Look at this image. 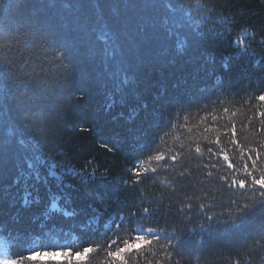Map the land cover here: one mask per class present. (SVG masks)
I'll list each match as a JSON object with an SVG mask.
<instances>
[{
	"label": "snow or ice",
	"instance_id": "obj_1",
	"mask_svg": "<svg viewBox=\"0 0 264 264\" xmlns=\"http://www.w3.org/2000/svg\"><path fill=\"white\" fill-rule=\"evenodd\" d=\"M211 2L212 7L208 8L201 0H195L201 19L197 22L196 28H193L191 19H186L184 15L185 0H175V4L169 3L168 0H156L155 3L149 0L141 5H121L118 0H81L80 3L65 0L63 7L75 11V24L84 41L81 50L86 55L77 58L73 56L68 43L61 41L51 28L42 29L40 21L34 23L30 16L24 19L15 17L13 6L8 0H0V17H3L4 24L0 30V51L10 52L12 43L17 41V36L13 35L15 30L11 27L14 20L21 26L25 35L42 42L52 41L60 53L55 60L59 67L54 75L46 71L43 65L39 66L38 74L37 67L24 55H21L20 61L9 58L7 54L0 59V73L6 89L3 103L0 104V112L3 113L0 117V188L3 189L0 191V227L23 235L35 230L31 224V217L26 222L22 219L26 212H31L42 203L41 200L32 198V192L29 191L32 185L24 189V195L20 198L23 204L16 209L20 219H12L4 210L5 204L15 207L18 203L11 189L18 186L21 179H34L37 183L47 180L51 184L53 181L50 178H54L56 191L50 207L45 204L40 209V219L45 221L46 227L59 221L87 222L94 205H110L113 197L119 200V185L115 181L112 182V188L116 190L111 193L93 190L96 185L105 184L110 178L109 170L94 159L87 160L79 171L71 167L66 160H54L53 153L62 145L59 128L55 126L56 121L51 116L53 108L47 103L45 92L52 82L56 83L58 91L64 90L71 78L65 75V72L69 71L68 65L74 70L85 59L99 61L109 69L117 68L118 71L110 73L111 77L117 81L118 87L130 89L138 81L139 73L149 67L174 64L180 58H186L193 65L199 64L201 59L214 64V58L205 56L201 48H215L227 44L233 49V55H238L242 60L247 59L249 80L257 73L264 75V62L254 60L256 55L252 47L256 42L254 32L244 28L243 36L231 39L230 28L242 26L230 15L219 17L223 31L207 27L209 23L215 24L216 10L223 7L217 4L216 0ZM23 6L21 0L15 8ZM125 7L140 8L142 11L135 17H129L125 14ZM259 44L264 46V39H261ZM253 63L256 65L255 69L252 68ZM221 69L222 72L213 73L212 78L219 79L215 87H232L230 57L223 59ZM38 80L47 83L39 84ZM190 91V88L185 87L181 92L169 94L167 89H164L157 93V104L160 107L172 106L178 95L180 100L176 101L177 103L191 104V100L188 99ZM192 95L195 96L196 93L193 92ZM249 99L259 103L251 106L252 114L247 117L248 122L251 124L259 117L258 134L264 137V110H260L264 108V81ZM148 109L149 106L145 103L141 104L139 109L130 111L127 116L128 127L120 140L116 142L104 140L102 147L106 150H119L118 145L122 140L125 145L130 146V154L133 155L134 161L148 154V160L138 167L133 163V166L126 170L131 180L130 185L129 180L121 178L120 183L128 185L133 191H138L148 180H154L161 171L174 175L171 180L165 181L167 195H154L149 206H137L139 212L137 222H146L154 226L147 227L146 232L141 227V234L136 235L131 241H113L111 250H107L106 253L107 264H130L131 254L140 256L144 251L152 252L156 257L157 253L153 252V248L163 252V256L157 257L155 264H182L185 260L192 264L193 259L199 264V261L206 259L210 250L222 254L223 249H212V245L217 241L225 242L228 251L235 253L228 264H242L241 257L243 264H264V161H261L260 166L257 165L260 157L264 156V151L260 150L264 149V139L258 149L246 150L236 138V124L232 122L236 112L228 115L230 109L224 107L222 111L231 122V127L228 124L222 126L227 128L226 132H221L212 124H206L200 139L190 136L191 143L180 142L178 149L168 148L164 151L156 149L155 154H152L154 139L148 142L145 139V129L135 126L140 111L147 112ZM161 115L158 110L148 112L144 124L149 126L155 124L159 127ZM209 115L213 123L223 118L217 114ZM171 119L170 115L167 126L176 127L177 125L171 123ZM184 120L187 121L188 116H185ZM206 121L208 116L201 118L200 123L205 124ZM183 126L188 127L186 123ZM253 127L255 128V125ZM192 131L193 129L188 127V132ZM209 133H214V138L210 139ZM168 134L164 133L165 136ZM221 135L229 137L228 143L238 150L240 159L244 161L241 168H237L230 160L227 146L222 145ZM201 140L207 141L203 147ZM206 155L209 162L203 163ZM213 158L215 162H212ZM221 159L223 165L219 164ZM192 160L201 161L195 168L206 170L207 177L215 179L220 186L209 187L210 180H197L192 183L193 170L190 168ZM152 161L156 162V166L151 165ZM220 168H223V172L214 177L211 169L219 171ZM13 171L18 173L14 183H7L8 176ZM237 172H243L244 175L238 177ZM203 174L201 172V175ZM68 176L78 178V183H66L65 178ZM10 197L12 199H9ZM138 197L140 205H143L145 197L139 192ZM134 216L135 213L131 211L127 213L129 218ZM161 219L164 220L163 225L160 223ZM245 226L251 227L253 234L236 243V233ZM114 228L118 234L122 230V225L114 222ZM104 247L107 249L108 245L105 244ZM24 251H27L28 255H24ZM61 252L68 256L71 249H62ZM61 252L45 251L38 254L35 248L21 249L14 257H9L7 251H4L0 253V264H22L23 261L35 259L37 255L55 256ZM94 252L95 248L85 246L82 251L73 254L84 260L89 253ZM147 264H153V261L148 260Z\"/></svg>",
	"mask_w": 264,
	"mask_h": 264
},
{
	"label": "trees",
	"instance_id": "obj_2",
	"mask_svg": "<svg viewBox=\"0 0 264 264\" xmlns=\"http://www.w3.org/2000/svg\"><path fill=\"white\" fill-rule=\"evenodd\" d=\"M13 6V15L17 18L32 17L34 23L39 20L42 29L51 28L57 37L72 48L73 56L80 58L86 53L82 52L84 41L75 24V11L67 10L63 7L65 0H23V7L16 9L15 5L21 0H8ZM74 3H80L81 0H73ZM121 5H141L149 2V0H118ZM155 3L156 0H151ZM169 3L175 4V0H168ZM206 7H212L211 0H201ZM216 3L223 6L217 8L215 16V24L209 23L208 28L215 31H223L219 24V17L224 15L234 16L242 27L230 28L231 39L235 40L243 36V29L246 28L250 32L256 34V42L252 45L256 55L254 60L264 62V46L259 44L261 39H264V0H216ZM185 18H190L193 28H196L197 22L201 19L198 15L195 0H185ZM40 6V7H39ZM125 14L129 17L137 16L142 10L140 8L125 7ZM203 10H201L202 12ZM182 18V17H181ZM4 27L3 17H0V30ZM11 27L15 30L13 35L17 36V41L12 43L10 52L0 51V59L6 54L9 58L20 61L21 55L30 59L34 66L37 67L39 74V66L43 65L46 71L54 75L58 69L55 63L56 58L60 53L57 51L52 41L42 42L36 40L35 37L25 35L21 26L13 20ZM182 39V37H177ZM131 39V37H130ZM134 48V44H133ZM132 49L130 48V52ZM201 52L205 56L214 58L215 63L201 59L199 64L193 65L186 58L177 59L174 64L166 66L149 67L139 73V79L132 88H121L117 86V81L111 77L112 71H118L117 68L109 69L106 65H102L99 61L85 59L74 69L68 65V72L71 78L63 91L57 90L55 82L51 83L50 88L45 92L47 103L52 106L53 111L51 116L56 121V127L59 128V137L61 147L57 148L54 155V160H66L71 167L79 171L89 159H94L97 163L106 167L110 172L109 181L105 184H99L94 187V191L111 193L116 189L112 188V182L115 181L119 185V200L113 197L110 205L103 206L96 204L93 206L92 213L87 217V222L76 220L72 222L59 221L50 223L47 227L45 221L40 219V209L47 204L50 207V202L55 194L54 178H50L53 183L47 180L37 183L34 179H21L18 186L11 189L14 198L18 201L15 207L4 205V210L12 219H20L16 209L23 204L22 199L24 189L29 188L32 192V198L39 199L42 203L39 207L34 208L31 212H26L22 219L26 222L31 217V224L34 231H29L27 235L20 232L5 230L0 227V240L4 241L9 257H14L15 253L21 249L35 248L36 252H61L62 249H71L68 256L57 254L55 256H40L37 255L31 261H23L22 264H107V250H111L113 241L122 242L135 238L141 234L140 228L143 227L145 232L147 227L154 226L146 222H137L139 212L137 206H149L152 197L159 195H167L166 179L171 180L172 173L161 171L154 180H148L140 186L138 191H133L128 185L120 183L121 178L131 180L126 170L133 166V163L138 167L142 162L148 160V154L141 156L139 159L133 160V155L130 154V146L125 145L121 140L118 149L106 150L102 147V142L108 140L116 142L120 140L122 133L128 127L127 116L133 109H139L141 104H148L147 112L140 111V115L135 121V126L143 127L146 131L145 139L153 144V152L155 150L164 151L168 148H177L180 142L191 143L190 136L200 139V134L206 124H212L213 127H218L221 132H226L227 128L222 127L229 122L223 113L222 109L228 107L230 112H236V116L232 117V122H235L237 128L236 138L241 145L248 148L258 149L262 139L259 135V117L251 124L247 117L251 116V106L259 103L254 99H249L255 93V89L261 86L264 81V75L257 73L248 78V63L247 59H240L238 55H233V49L227 44H222L215 48H201ZM225 57H230L231 63V81L232 87L217 88L216 84L219 79H213V73L222 72L221 63ZM67 64V62H66ZM252 68L256 65L253 63ZM39 84H45L47 81L38 80ZM179 85V88H177ZM185 87L190 88L188 99L191 104L184 102L177 103L180 96L176 97L172 106L160 107L157 104V93L167 89L169 94L181 92ZM5 84L0 73V104L3 103L5 96ZM196 95L193 96L192 93ZM205 106L206 109H205ZM158 110L162 113L159 117V127L155 124L149 126L144 124V120L148 116V112ZM264 110V108L260 109ZM182 113V114H181ZM217 114L223 118L213 123L211 115ZM171 115V123L176 127H168L169 116ZM3 113L0 112V117ZM188 116L185 121L184 117ZM208 116V121L201 124V118ZM193 129L192 133L188 132V127ZM199 125V127H197ZM255 125V128L253 127ZM165 132L169 134L164 135ZM209 138H214V133H209ZM163 137V140H161ZM177 137L179 139H177ZM229 137L221 135L222 145H226L230 160L237 168H241L244 161L240 159L238 150L232 148L228 143ZM207 144V141L201 140L202 147ZM264 151V149H260ZM56 153H60L57 155ZM253 158L255 156L253 155ZM247 159V155H245ZM261 161H264V156H261L257 161L260 166ZM201 161L192 160L190 168L193 170V181L210 180L209 187L218 188L220 185L215 179L208 178L206 170L196 169L195 165ZM203 163H208L207 155L203 158ZM215 162V158L213 161ZM152 166H156V162H150ZM220 165L224 162L221 159ZM251 169V161H248ZM147 166V165H146ZM101 168V171L104 170ZM214 177H218L223 168L211 169ZM231 171V170H229ZM201 172L204 174L201 175ZM59 174V171H58ZM238 177L244 175L243 172L236 173ZM18 173L11 172L8 176L7 183H14ZM66 183H78V178L68 176L65 178ZM199 186V185H197ZM3 189L0 188V191ZM138 192L145 199L143 205H140ZM182 195V193H178ZM9 199H12L10 197ZM79 204V201H77ZM82 207V205H80ZM131 211L135 213L134 217H127V213ZM107 214V215H106ZM110 217V218H109ZM159 219V217H158ZM114 222L122 225V230L116 234ZM161 225L164 220H160ZM253 234L251 227L245 226L236 233V243H239L242 238ZM163 242V241H162ZM105 244L108 248L105 249ZM56 246V247H53ZM85 246H91L96 249V252L89 253L84 260H80L73 253L82 251ZM122 246V243H120ZM223 249L222 254L210 250L204 260L199 261V264H228L229 259L235 255L230 253L225 242L217 241L212 245V249ZM153 252L157 253L154 257L152 252L144 251L140 256L134 253L130 264H147L148 260H152L155 264L157 257H162L163 252L153 248ZM28 255L27 251L23 252ZM242 264H243V258ZM182 264H188L187 260ZM192 264H198L193 259Z\"/></svg>",
	"mask_w": 264,
	"mask_h": 264
},
{
	"label": "rangeland",
	"instance_id": "obj_3",
	"mask_svg": "<svg viewBox=\"0 0 264 264\" xmlns=\"http://www.w3.org/2000/svg\"><path fill=\"white\" fill-rule=\"evenodd\" d=\"M4 251H6L5 246H3V242H0V253H3Z\"/></svg>",
	"mask_w": 264,
	"mask_h": 264
}]
</instances>
